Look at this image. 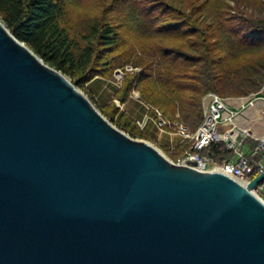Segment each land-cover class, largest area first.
<instances>
[{
	"label": "water",
	"instance_id": "95a60500",
	"mask_svg": "<svg viewBox=\"0 0 264 264\" xmlns=\"http://www.w3.org/2000/svg\"><path fill=\"white\" fill-rule=\"evenodd\" d=\"M109 120L0 20V264H264V200Z\"/></svg>",
	"mask_w": 264,
	"mask_h": 264
},
{
	"label": "trees",
	"instance_id": "16d2710c",
	"mask_svg": "<svg viewBox=\"0 0 264 264\" xmlns=\"http://www.w3.org/2000/svg\"><path fill=\"white\" fill-rule=\"evenodd\" d=\"M0 0V19L46 63L84 87L96 77L128 73L116 97L133 90L156 117L181 119L195 131L203 121V98L247 96L264 87V0ZM101 112L133 137H148L115 102ZM116 118L117 122H116ZM181 151V154H180ZM184 148L173 151V158ZM219 162L233 153L210 149ZM264 192V191H263Z\"/></svg>",
	"mask_w": 264,
	"mask_h": 264
},
{
	"label": "built area",
	"instance_id": "2783aa9c",
	"mask_svg": "<svg viewBox=\"0 0 264 264\" xmlns=\"http://www.w3.org/2000/svg\"><path fill=\"white\" fill-rule=\"evenodd\" d=\"M143 72L141 67L126 65L117 68L114 72L115 82L121 87L128 73ZM132 95L141 100L140 93L133 90ZM123 108L125 105L115 99ZM257 105V106H256ZM249 111V109H251ZM204 117L200 126L193 131L185 123L180 114L177 119L169 120L156 109L155 120L157 125L170 133L181 136L180 145L184 151L176 161L179 164H188L199 170H218L235 177L247 185L254 177L264 172V94L262 90L247 96L225 97L216 92H209L203 98ZM139 127L145 131L144 122L135 119ZM253 141L251 149H246V143ZM217 145L225 147L233 153L230 160L219 162L210 153V149ZM176 146L167 150L173 153ZM264 191V182L253 189L260 196Z\"/></svg>",
	"mask_w": 264,
	"mask_h": 264
},
{
	"label": "rangeland",
	"instance_id": "374dc122",
	"mask_svg": "<svg viewBox=\"0 0 264 264\" xmlns=\"http://www.w3.org/2000/svg\"><path fill=\"white\" fill-rule=\"evenodd\" d=\"M81 1H82V4H84L85 6H90V5H94L98 0H81ZM136 1L138 2V5H140V6H144V5L150 6L151 4H153V3L156 2L155 0H136ZM67 77L72 81L71 76H67ZM123 82H124V80H123ZM77 87L82 92H84L87 96H89V98L92 100V102L94 103V105L100 111H101L102 108H104L105 106L109 105L112 102H115L116 105L122 111L125 110V108H126L125 106H123V108H121L117 104V102L115 101V99L119 100L116 97V94H117L118 90L121 87H118V84L115 82L114 73H113L112 78L96 77L92 81H90L89 83H87L84 87H81V86H77ZM117 119L118 118H116V122H117ZM113 123L115 125H117L115 122H113ZM134 138H136V139H142V140H147V141L151 142L157 148H159L169 159H171L173 161H176V159L173 158L172 153L169 154V151L166 148H163L159 144L155 143L149 137H140V136H137V137H134ZM181 147H183V146H181ZM180 154H181V151H180ZM261 195L264 198V192H262Z\"/></svg>",
	"mask_w": 264,
	"mask_h": 264
},
{
	"label": "crops",
	"instance_id": "0c3cea01",
	"mask_svg": "<svg viewBox=\"0 0 264 264\" xmlns=\"http://www.w3.org/2000/svg\"><path fill=\"white\" fill-rule=\"evenodd\" d=\"M264 94V87L262 89ZM125 110L134 118L144 122L145 125V133L147 136L159 144L163 148L168 149L170 146H176L177 148H181L180 141L181 136L179 134L170 133L165 130H162L155 120V117L149 113L148 107L144 104L143 101L135 98L133 95L129 98V100L124 103ZM264 123H259L258 125L261 127ZM263 128V126H262ZM253 141H248L246 143V149H251ZM175 149V150H176ZM174 150V151H175Z\"/></svg>",
	"mask_w": 264,
	"mask_h": 264
},
{
	"label": "bare ground",
	"instance_id": "6f19581e",
	"mask_svg": "<svg viewBox=\"0 0 264 264\" xmlns=\"http://www.w3.org/2000/svg\"><path fill=\"white\" fill-rule=\"evenodd\" d=\"M257 106V105H256ZM252 110V108L251 109H249V111H251Z\"/></svg>",
	"mask_w": 264,
	"mask_h": 264
}]
</instances>
